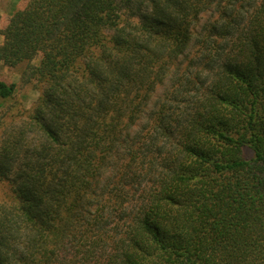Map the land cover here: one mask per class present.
I'll return each mask as SVG.
<instances>
[{
    "label": "trees",
    "instance_id": "trees-1",
    "mask_svg": "<svg viewBox=\"0 0 264 264\" xmlns=\"http://www.w3.org/2000/svg\"><path fill=\"white\" fill-rule=\"evenodd\" d=\"M0 33L39 91L0 80V264H264V0H26Z\"/></svg>",
    "mask_w": 264,
    "mask_h": 264
},
{
    "label": "rangeland",
    "instance_id": "rangeland-1",
    "mask_svg": "<svg viewBox=\"0 0 264 264\" xmlns=\"http://www.w3.org/2000/svg\"><path fill=\"white\" fill-rule=\"evenodd\" d=\"M25 3L26 0H0V27H5L8 18L15 10L24 6ZM2 42L3 35L0 33V43ZM24 67V64L17 67H9L0 62V80L7 81L8 83H16L18 85L15 93L16 98L25 107L30 108L38 98L39 91L30 84L25 85L22 83V71Z\"/></svg>",
    "mask_w": 264,
    "mask_h": 264
}]
</instances>
